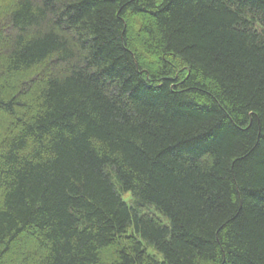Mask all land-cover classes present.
<instances>
[{
    "label": "trees",
    "instance_id": "1",
    "mask_svg": "<svg viewBox=\"0 0 264 264\" xmlns=\"http://www.w3.org/2000/svg\"><path fill=\"white\" fill-rule=\"evenodd\" d=\"M0 264H264V0H0Z\"/></svg>",
    "mask_w": 264,
    "mask_h": 264
},
{
    "label": "rangeland",
    "instance_id": "2",
    "mask_svg": "<svg viewBox=\"0 0 264 264\" xmlns=\"http://www.w3.org/2000/svg\"><path fill=\"white\" fill-rule=\"evenodd\" d=\"M124 199H125V201H126L127 203H129V204H131V205L133 204L132 201H134V198L132 197V195H130V194L126 195V196H124ZM131 202H132V203H131ZM153 213H155L156 215H158V216L162 219V221H166V218L163 217L162 214H160V213H158V212H156V211H154ZM147 251H148L150 254H152V255H155V256H159V257H161L160 255H158V253L155 251V249H153V248L150 247V246H147Z\"/></svg>",
    "mask_w": 264,
    "mask_h": 264
}]
</instances>
